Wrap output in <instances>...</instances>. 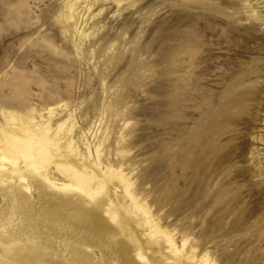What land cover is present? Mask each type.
<instances>
[{"label": "rangeland", "instance_id": "obj_1", "mask_svg": "<svg viewBox=\"0 0 264 264\" xmlns=\"http://www.w3.org/2000/svg\"><path fill=\"white\" fill-rule=\"evenodd\" d=\"M227 1L99 0L93 12H102L86 26L87 54L57 20L63 0H0V106L72 113L76 133L90 130L94 143L103 141L104 163L132 175L135 200L162 228L177 237L190 233L218 264H264V200H256V179L227 173L233 163L244 167V158L225 163L198 194L184 156L188 134L209 116L204 108L220 95L264 86V31ZM243 76L246 82L237 84ZM221 130L215 143L225 153L243 135L264 134V125L225 122ZM105 197L113 202L108 208H119L120 229L135 245L139 235L151 237L124 189ZM108 208L81 211L106 225ZM151 240L162 249V239Z\"/></svg>", "mask_w": 264, "mask_h": 264}, {"label": "bare ground", "instance_id": "obj_2", "mask_svg": "<svg viewBox=\"0 0 264 264\" xmlns=\"http://www.w3.org/2000/svg\"><path fill=\"white\" fill-rule=\"evenodd\" d=\"M97 4L99 0L62 2L57 20L65 35H74L78 52L89 54L84 47L91 37L86 26L101 14L102 10L93 12ZM227 4L234 7L235 14L254 19L264 31V0H228ZM235 81L243 84L246 79L243 76ZM240 91L220 95L204 108L208 118L188 134L184 156L194 174V193L209 186L225 163L244 158V167L233 163L227 173L233 172L234 178L256 179V200H264V134L250 133L247 138L228 130L242 140L225 153L216 144L223 138L218 133L225 122L264 125V86ZM57 112L52 107L42 112L35 108L20 112L0 106V264H218L190 233L177 237L176 230L162 228L151 208L135 200L132 175L123 166L104 163L103 141L94 143L96 135L90 130L77 134L71 122L73 114ZM51 170L63 179L53 176ZM111 188L124 189L151 235H139V245L121 231L119 208H108L113 202L105 193ZM56 192L63 196L58 198ZM262 204L259 201L254 208ZM84 206H106L108 224L102 225L95 216H84ZM153 238L163 240L161 250L155 247Z\"/></svg>", "mask_w": 264, "mask_h": 264}]
</instances>
